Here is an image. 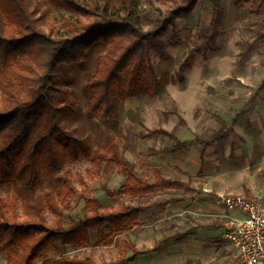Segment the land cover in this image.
<instances>
[{"label": "rangeland", "instance_id": "rangeland-1", "mask_svg": "<svg viewBox=\"0 0 264 264\" xmlns=\"http://www.w3.org/2000/svg\"><path fill=\"white\" fill-rule=\"evenodd\" d=\"M27 4L38 29L55 38L73 37L93 21L92 17L71 15L56 8L50 0H28ZM170 6L172 2L139 0L143 27L151 29L160 10ZM222 6L223 19L217 33L211 29L213 5L209 0H200L193 15L179 21L178 39L173 32L164 37L167 58L162 59L156 50H151L146 86L152 87L156 78L168 72L177 78L176 83L166 87L169 97L140 94L129 98L120 104L118 118L120 150L135 164L141 177L153 182L154 172L160 170L165 178L190 183L197 191L121 196L117 191L126 176L114 164L104 163L95 169L83 156L64 157L63 168L70 171L79 190L76 198L62 207L61 218L66 226L86 214L85 184L100 200L101 211H115L123 205L146 208L128 236L140 251L157 247L159 250L140 255L130 264H217L215 258L232 255L224 233L227 223L239 217L225 210L218 201L219 195L241 193L264 201V13L254 11V2L235 6L232 0H222ZM194 48L201 52L183 75L185 88H182L179 69ZM107 52L103 45L92 48L81 63L70 67L65 81L64 70H54L61 127L90 140L95 148L104 142L105 126L88 113L90 95L85 86L96 73L100 57ZM131 110H138L143 123L130 115ZM181 121L185 123L180 124ZM222 121L228 125L227 137L205 153L203 145H195L170 155L156 154L175 144L153 133L157 129L175 131L182 141L208 139ZM53 183L45 165L37 192L43 194ZM13 194L20 197L23 217L32 213L25 207L21 182L5 186L4 195ZM47 215L50 221L56 219L49 210ZM125 237L114 235L110 243H98L93 231L88 246L61 247V252L70 257H89L99 264L111 262L119 257ZM40 263L37 260L34 264ZM0 264H8L4 252H0Z\"/></svg>", "mask_w": 264, "mask_h": 264}, {"label": "trees", "instance_id": "trees-1", "mask_svg": "<svg viewBox=\"0 0 264 264\" xmlns=\"http://www.w3.org/2000/svg\"><path fill=\"white\" fill-rule=\"evenodd\" d=\"M172 2V6L153 21V27H143L139 0H50L56 8L71 15L92 17L93 21L73 37H52L38 29L28 0H0V252L8 256V264H99L96 260L79 256H65L62 248L86 247L95 231L98 243L108 244L114 235L125 234L124 248L115 261L102 264H130L138 256L157 252L140 251L128 234L141 220L143 206L123 205L115 211H101L100 200L85 184L83 191L86 214L68 226L61 216L63 205L76 198L79 190L64 157L83 156L95 169L102 164H114L126 176L117 194L133 197L148 196L171 190L197 191L190 183L165 178L160 170L154 181L144 179L136 166L119 147L120 104L140 94H152L160 99L169 97L167 86L177 82L176 76L164 72L147 87L146 67L151 50L162 59L167 58L164 37L173 32L177 38L180 20L188 19L200 0H157ZM213 5L211 29L217 33L223 19L222 0H209ZM254 2V11L264 13V0H232L235 6ZM97 45L108 49L100 57L96 73L89 79L85 91L90 95L88 113L105 126L104 142L95 148L92 142L65 131L59 122L55 89L58 84L55 68L64 70L63 81L70 67L81 63ZM199 48L190 51L179 69V83L185 88L184 74L190 70ZM67 81V80H66ZM130 115L140 123L138 110ZM181 121L180 124H184ZM228 125L221 127L211 138L197 137L182 141L175 131L157 129L175 144L156 154H173L195 145H203V152L217 146L228 135ZM47 166L54 178L53 185L43 194L37 192L42 183V169ZM21 182L24 204L32 213L24 218L20 197L4 195L5 186ZM47 210L56 219L50 221ZM49 252L53 256H49ZM132 253V255H129Z\"/></svg>", "mask_w": 264, "mask_h": 264}, {"label": "built area", "instance_id": "built-area-1", "mask_svg": "<svg viewBox=\"0 0 264 264\" xmlns=\"http://www.w3.org/2000/svg\"><path fill=\"white\" fill-rule=\"evenodd\" d=\"M229 212H239L226 225L224 237L236 250L239 264H264V201L243 195L219 196Z\"/></svg>", "mask_w": 264, "mask_h": 264}, {"label": "crops", "instance_id": "crops-1", "mask_svg": "<svg viewBox=\"0 0 264 264\" xmlns=\"http://www.w3.org/2000/svg\"><path fill=\"white\" fill-rule=\"evenodd\" d=\"M196 139V138H195ZM194 140V139H192ZM189 141V140H187ZM220 144V143H219ZM213 148V147H212ZM208 151V150H207ZM178 152V151H177ZM205 153V152H203ZM235 195H244L246 196L247 198H250V199H253L251 196H248V195H245V194H241V193H235ZM220 196V195H219ZM219 201V199H218ZM220 202V201H219ZM221 204V203H220ZM222 205V204H221ZM223 206V205H222ZM225 208L226 211H228L226 209L225 206H223ZM229 212V211H228ZM230 214H233L235 213L236 215H239L240 216V213L239 212H229ZM224 239H226L224 237ZM227 240V241H226ZM225 242H227V244L230 246V252H232V255L230 257H217L215 258V261L217 262V264H235V262L237 261L238 262V259H237V255H236V250H235V247L233 246V244L228 240L226 239ZM239 264V263H238Z\"/></svg>", "mask_w": 264, "mask_h": 264}]
</instances>
